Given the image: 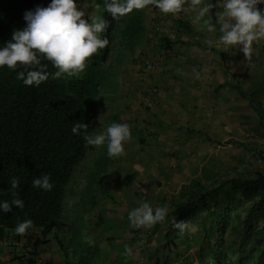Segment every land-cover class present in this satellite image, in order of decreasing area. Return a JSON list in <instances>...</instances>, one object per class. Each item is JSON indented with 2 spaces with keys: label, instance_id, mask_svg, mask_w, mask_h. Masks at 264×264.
Instances as JSON below:
<instances>
[{
  "label": "trees",
  "instance_id": "1",
  "mask_svg": "<svg viewBox=\"0 0 264 264\" xmlns=\"http://www.w3.org/2000/svg\"><path fill=\"white\" fill-rule=\"evenodd\" d=\"M50 2L0 0V46L11 40L14 30L26 26L25 11L38 5L46 7ZM100 2L104 6L105 0ZM126 16L119 32L124 18L113 19L104 9L110 43L91 57L82 78L67 83L50 78L37 88L24 85L16 78V71L0 67V200L13 199L10 180L17 177L21 183L16 191L25 202L23 209L14 205L12 211L0 212V232L7 230L21 240L23 236L15 233V227L31 219L34 226L24 237L31 244V256L36 257L38 249L49 243L50 235L59 238L66 224L68 188L94 148L87 144L83 132L73 134L72 127L76 122L86 123L87 134H97V120L106 107L103 83L109 80L104 68L112 57L117 36L119 45L129 47L133 46L134 35L143 31L138 15L131 12ZM177 25L187 33L193 31L188 22L177 20ZM130 31L133 35H128ZM49 70L56 69L49 65ZM258 73L248 84H236L235 90L256 115L258 129L264 130V66ZM114 83L115 79L108 85ZM111 119L107 126L120 123L118 115ZM102 149L107 152L106 144L99 147V151ZM105 158L110 160L108 155ZM213 168L210 164L204 167L201 178L183 184L173 196L164 248L171 252L183 243L196 241L200 264H264V173L255 170L247 175L221 176ZM44 174L50 175L54 184L51 191L33 186V180ZM84 210L79 200L73 206L69 244H60L65 264H99L101 250L87 240ZM172 216L186 220L189 228L181 234L172 226ZM28 263L34 264V260Z\"/></svg>",
  "mask_w": 264,
  "mask_h": 264
},
{
  "label": "crops",
  "instance_id": "2",
  "mask_svg": "<svg viewBox=\"0 0 264 264\" xmlns=\"http://www.w3.org/2000/svg\"><path fill=\"white\" fill-rule=\"evenodd\" d=\"M212 2L215 3L218 2V0H212ZM155 8L154 5H150L146 9L133 11L134 14L138 15L141 21L143 31L134 35L135 39L133 40V46L129 47H122L119 45L121 40L120 36H117L115 49L118 51L114 58V64H112L117 71H123L124 69L129 71V78L132 80H127L126 83L129 84V86H137L136 90L138 93L134 94L136 96H133L135 99L141 94L145 98L144 100L142 99L144 102L149 98L148 102L146 100L145 105L140 101L144 109L142 112H137L136 115L135 110H125L122 113L118 112L121 115L123 114L122 117L119 116L120 114H116V116H119L120 122H122L124 118L129 121L128 123L131 127L132 134L135 135L137 132L136 134L139 135L141 142L137 143V148L138 145L139 148H148V146H152L151 144L154 142L153 135L157 134H161L163 139L167 138L168 142L173 143L174 135L180 137L179 133L183 130L186 131L183 125L190 126L192 121L200 126H211L217 129L224 123L227 127V122L233 118V113H229L228 115L227 112L240 110L241 108L238 106L240 105L239 101L243 103L246 102L237 94L235 90L236 84H248L254 76L260 75L259 73L255 74V72H260L261 67L264 66V38L254 41L259 45L261 44L262 47L261 49H254L255 52L253 53L252 60L246 61L244 54L239 51V49L228 48L227 51H225L226 49L222 45H209L207 41L210 39H218L219 31L217 29V32L209 33L205 28H202L195 22V12L191 8L186 7L180 12L181 16H174L173 18H168L167 14H162L160 10H155ZM148 13L150 14L149 16L147 15ZM125 19L126 18L120 23L119 32L123 28ZM177 20L188 22L193 28V31L187 33L184 29L179 28ZM215 20L216 16L212 14V22L215 23ZM131 33L133 35L131 31L128 35ZM149 37L151 38L150 40ZM157 38L159 39L158 43L156 42ZM162 39H164L163 42ZM151 41L154 43H151ZM155 44H157V47H155ZM153 52H160V54H164L163 56L165 57V62L162 65L160 74H150L149 76L147 75V77H140L137 73L143 67L146 60L153 56ZM117 60L119 62H117ZM140 86H143L146 90H141ZM150 89L151 94H147L146 96L145 94L147 91L149 92ZM117 98L121 99V101L123 100L122 103H124L125 98H121L119 93ZM139 98L141 99V96ZM239 98L241 100H239ZM243 103L241 105H243ZM142 104H140V106ZM243 106L244 108L250 109L248 103ZM137 118L139 120H141V118L151 119V126L156 128L152 130L140 129V126H138L140 124L139 121H137V123L135 122ZM185 119H187V123ZM183 122H185V124H183ZM232 128H230L229 133L232 132ZM187 131L189 134H194L192 128L187 129ZM229 136L231 135L229 134ZM134 145L133 142H131L125 147V150L128 152L133 151ZM151 149L152 148H150V150ZM161 149L167 150L166 147ZM127 174L128 173L120 180L126 183L130 179L127 177ZM139 176V173L136 172L133 177L134 180L137 181ZM131 180L132 179H130V181ZM179 189H181V187ZM179 191L180 190L175 194H163L160 197L148 194L147 198L149 197L150 202L154 205L155 201L159 203L164 201L166 204L171 205L172 200L171 203L169 202L171 195H177ZM134 193L135 194H130L132 198L129 196L131 202H121L114 197H110L113 199V202L105 204L104 209L106 212L104 214L108 215L107 220L111 219L109 215H113L114 217H118V222L115 226L111 225V223L107 224L108 221L106 224L103 223L102 225V236H104L107 242L110 241V243H108L109 246L100 248L101 260L99 264H147L150 260L151 263L155 262V264H162L160 257L157 256L156 253L161 246H157V244L155 245V252L147 253L146 248L148 247L137 248L138 244L137 241L133 239V235L125 238L126 234L120 232L129 230V228H127L130 225L128 214L133 208L138 207L140 203L137 200V190H135ZM120 196L121 198H127L126 194H120ZM155 198L156 200L154 201ZM99 201L91 203L92 207H90L89 211L85 208V218H87V221L89 213H94L95 209L99 206ZM104 203H106V201H104ZM110 204L113 206H110ZM66 212L67 209L65 211V216ZM70 214L72 215L71 212ZM71 217L72 216H70L69 219H71ZM167 223L168 222L162 225L166 228ZM155 226L151 229L155 230ZM63 227L64 225H62L61 230ZM115 228L119 231L114 235L108 234L106 236L107 233H114ZM136 229L137 228H135V230ZM143 229L144 228H141V231ZM66 238L67 237H64L62 234L59 235V238H54L53 236L49 237V243L40 247L37 256L34 257L28 254L31 250V244L28 243L27 239H23L18 246H5L3 241L16 240L13 233L5 230L0 232V264H30L28 260L32 259L34 260V264H65L60 244L67 246L69 242L68 238ZM161 242L164 247V239ZM125 245L132 249L131 255L125 254ZM176 250L177 256L174 257L176 259L172 264H181V255L184 252V245L181 244ZM136 252H140L141 254H137ZM170 256L171 254L168 258H170ZM144 257L147 258L145 259ZM165 263L171 264L169 259H166Z\"/></svg>",
  "mask_w": 264,
  "mask_h": 264
},
{
  "label": "rangeland",
  "instance_id": "3",
  "mask_svg": "<svg viewBox=\"0 0 264 264\" xmlns=\"http://www.w3.org/2000/svg\"><path fill=\"white\" fill-rule=\"evenodd\" d=\"M216 3L218 2L213 4ZM77 4L78 7L82 6L84 0H77ZM155 10L159 9L155 8ZM221 10L222 9L218 7H213L211 9V14L216 16V13ZM85 11L87 14L84 18L91 22L90 15L103 17L104 6L101 4L100 0H87ZM147 15L149 16L150 14L148 13ZM174 16H181V13L167 14L168 18H173ZM150 39L149 37V40ZM158 40L157 38V43ZM152 42L153 41H151V43ZM155 45V47H157V44ZM253 47L254 49H261L262 46L254 42ZM117 51L114 48L112 57L104 68L105 75H109V80L103 83L104 93L102 92V94L106 107L102 117L97 120V134L105 130L108 121L112 120L111 116H115L118 112L122 113L125 110H135L136 113L135 111L134 113L136 115L137 112H142L144 109L143 104H146V100L147 102L149 101V98H147L144 102L143 100L145 98L142 94L140 95L141 99L139 98L140 96H137L139 99H135L133 96H136L134 94L138 93L136 90L137 86H129V84L126 83L127 80H132L129 78V71L127 69L117 71L115 66L112 65L114 64ZM154 53L155 52H153L151 58L146 60L143 67L137 73L140 77H147V75L149 76L150 74H160L162 65L165 62V57L163 56L164 54H160V52ZM151 62H156L157 67L147 71L146 66ZM90 63L91 58L89 64ZM87 72L88 69L79 77L65 76L61 79L67 83L71 80L82 78ZM114 79H116V82L108 85L109 82H113ZM140 87L141 90H146L143 86ZM118 93L121 95V98H125L124 103H122L123 100L121 101V99L117 98ZM147 94H151V89L149 92L147 91L145 95L147 96ZM239 100L241 99L239 98ZM140 101L143 102V104ZM242 103V101H239L240 105L238 106L241 108L240 110L227 112L228 115L229 113H233V118H230L231 120L228 119L227 127L224 123L217 129L211 126H200L192 121L190 126L183 125L186 131H181L179 133L180 137L174 135L173 143L168 142L167 138L163 139L161 134H157L153 135L154 142L151 144L152 146H148V148H139L138 145L137 148V143L141 142V140L139 135L136 134L137 132L134 131L136 132L135 135L132 134L131 141L125 145V147H127L131 142H133V145L136 143L133 147V151H126L127 155L120 158H110V160L105 158L107 152L104 149L99 151L101 145L94 146L87 159L78 169L72 184L68 188L66 201L67 212L65 216L66 224L62 228L61 234L69 239L70 231L68 230V224L70 222L69 218L72 216L70 212L72 213V208L78 200L81 207H85L88 209L87 211H89L90 207H92L91 203L98 202L100 199V204L95 209L94 213L90 212L88 215V222H86V226L88 225L87 240L93 244H98L99 248H104L109 246L108 243H110V241L107 242L104 236H102L103 231L101 228L103 223L106 224L108 221L107 224L111 223V225L115 226L118 222L117 216L114 217L113 215H109L111 219L107 220L108 215L104 214L106 212L104 209L105 204L113 202V199L110 197H114L121 202H131L129 196L131 197L130 194H135L134 191L137 190V200L140 202L138 207L143 203H149L153 208L167 206L171 209V205L166 204L164 201L159 203L155 201L156 198L154 199L155 205L152 204L149 197L147 198L148 194L157 195L159 197L163 194H175L180 190L179 188L183 184L188 183L191 179L201 178L202 169L209 164L215 167L213 169L219 172L221 176H227L228 174L247 175L249 171L253 172L255 170L264 173V130L258 129L256 115L251 109L244 108L243 105L247 104L246 102L241 105ZM140 104L142 105L140 106ZM119 116L122 117L123 114ZM150 120L151 119L143 118L139 120L137 118L135 122L137 123V121H139L140 124L138 126H140V129L152 130L156 127L153 128V126H151ZM128 122L129 121L124 118L120 123ZM185 122L187 123V119H185ZM185 122H183V124H185ZM191 128L194 134L188 133L187 129ZM230 128L233 130L229 133ZM229 134L231 136H229ZM165 147L167 150L161 149ZM150 148L153 150H150ZM135 171L140 175L137 181L133 178L136 173ZM126 173H128L127 177L132 180L130 181L129 179L125 183L120 179L124 178ZM120 194H126L127 198H121ZM173 196L176 195H171L170 203ZM104 201H106V203H104ZM110 206L113 205L110 204ZM85 219L87 221V218ZM157 225L158 226L154 228L155 230L144 228L142 231L136 232V227L130 224L127 227L129 228L128 231L120 232L126 234L125 238L133 235V239L137 241L138 244L137 248L148 247L146 248L147 253L155 252V245L158 244L157 246L161 247L156 253L157 256L160 257L162 264H166V259H169L172 264L176 259L174 257L177 256V250L169 252L163 247L161 241H163L166 228L161 224ZM117 231L119 230L115 228L114 233H107L106 236L108 234L114 235ZM51 236L52 235H50V237ZM195 242L190 245L183 243L184 252L181 255V264H200L197 259L198 246ZM137 254L141 253L139 252ZM170 254L172 258L171 256L168 258ZM144 258L146 259L147 257ZM150 261H148L147 264H155V262L151 263Z\"/></svg>",
  "mask_w": 264,
  "mask_h": 264
},
{
  "label": "clouds",
  "instance_id": "4",
  "mask_svg": "<svg viewBox=\"0 0 264 264\" xmlns=\"http://www.w3.org/2000/svg\"><path fill=\"white\" fill-rule=\"evenodd\" d=\"M150 5L165 14H177L186 7L191 8L195 12V22L202 28L209 33L219 31L218 39L207 41L209 45H222L225 51L228 48L239 49L246 61L253 58L254 41L264 38V8L260 7L264 0H218L216 4L212 0H105L104 9L118 20ZM86 7L87 0L79 7L77 0H51L46 7L38 5L25 11L26 26L14 30L11 40L0 46V67L7 66L16 71V78L24 85L37 88L50 78L79 77L87 69L90 58L110 43L106 35L109 21L102 16L90 15L89 22L84 18ZM213 7L222 9L216 13L215 23L212 22ZM49 65L56 70L50 71ZM88 129V124L76 122L72 133L80 135L83 132L90 146L106 144L109 158L126 155L125 145L132 139L128 123L112 122L104 131L93 135L87 134ZM20 183L17 177L10 180L9 191L13 199L0 200V212H10L14 205L24 208L25 202L16 191ZM33 186L51 191L54 184L50 175L44 174L33 180ZM169 211L167 206L153 208L149 203H143L129 212L128 219L136 228H152L165 224ZM170 219L172 226L181 234L189 228L186 220H178L175 216ZM33 226L31 219L24 220L16 225L15 233L23 236ZM125 254H132L127 245Z\"/></svg>",
  "mask_w": 264,
  "mask_h": 264
},
{
  "label": "built area",
  "instance_id": "5",
  "mask_svg": "<svg viewBox=\"0 0 264 264\" xmlns=\"http://www.w3.org/2000/svg\"><path fill=\"white\" fill-rule=\"evenodd\" d=\"M123 17L124 16L120 17V19H122ZM156 67H157V63L156 62H151L150 64H148L146 66V69H147V71H150V70L155 69ZM28 234H29V232H26V234L23 235V238L21 240H12V241L5 240V241H3V244L5 246H8V247L9 246H18L21 243V241L24 239V237H26ZM142 241H144V240H142Z\"/></svg>",
  "mask_w": 264,
  "mask_h": 264
}]
</instances>
